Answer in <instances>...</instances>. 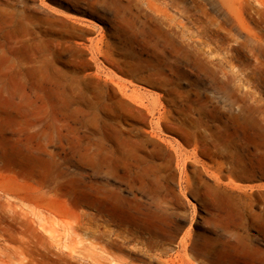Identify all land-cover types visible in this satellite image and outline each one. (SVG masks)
<instances>
[{
	"label": "rangeland",
	"instance_id": "rangeland-1",
	"mask_svg": "<svg viewBox=\"0 0 264 264\" xmlns=\"http://www.w3.org/2000/svg\"><path fill=\"white\" fill-rule=\"evenodd\" d=\"M198 4L210 17L216 16L213 0ZM62 24L73 29L64 33L65 39L59 35ZM159 26L163 24L137 0H0L1 100L14 84L37 100L45 98L48 89L78 86L86 100L98 102L109 121L116 114L112 103L118 100L130 106L144 101L143 116L131 113L146 130L158 114L168 115L161 126L169 144L160 148L146 143L154 151V162L166 168L158 173L154 193L138 194L145 226L139 235L131 227L117 233L112 226L104 238L83 237L81 244L75 243L73 264H219L212 258L218 251L234 264H264V152L252 166L236 165L235 137L222 136L221 95L206 72L216 65L206 53L194 69L174 65L172 49L158 35ZM55 43H81L83 63L73 66L70 58L58 56ZM90 47L108 57L95 58ZM24 137L0 119V146L30 160ZM61 142L63 147L54 136L48 149L59 154V162L65 158L73 173L70 145ZM82 172L88 189L102 184L90 177L89 167ZM111 182L129 196L123 186ZM123 209L132 211L127 203ZM194 241L207 256L198 258L189 250Z\"/></svg>",
	"mask_w": 264,
	"mask_h": 264
},
{
	"label": "bare ground",
	"instance_id": "bare-ground-1",
	"mask_svg": "<svg viewBox=\"0 0 264 264\" xmlns=\"http://www.w3.org/2000/svg\"><path fill=\"white\" fill-rule=\"evenodd\" d=\"M137 1L163 24L158 35L172 49L174 65L194 69L205 53L216 65L206 72L221 95L222 136L235 137L236 165L252 166L264 152V0H213L215 17L199 6L202 0ZM64 27L59 32L63 39L64 33L73 32ZM90 49L94 57H108L98 47ZM56 54L67 56L74 66L83 63L85 51L81 43L67 47L59 43ZM5 90L9 96L0 98V119L15 126L19 137L26 134L23 143L30 160L0 146V264H73L75 243L81 244L83 237L104 238L112 226L117 233L131 227L139 235L145 223L138 194L154 193L158 173L166 168L154 162V151L146 143L160 148L169 144L161 126L168 115L158 114L146 130L131 113L141 116L147 108L143 100L135 106L113 102L116 114L109 121L98 102L86 100L78 86L48 89L40 100L26 97L18 84ZM54 136L62 147L63 139L70 145L75 172L68 171L65 158L59 162V154L48 149ZM84 166L90 168L92 179L103 181L93 190L88 189ZM123 203L132 211L124 210ZM189 250L198 258L208 255L195 241ZM212 258L214 263L234 264L224 251Z\"/></svg>",
	"mask_w": 264,
	"mask_h": 264
}]
</instances>
